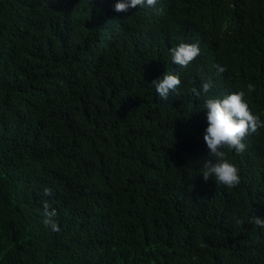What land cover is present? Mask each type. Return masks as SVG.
Returning <instances> with one entry per match:
<instances>
[{
	"label": "trees",
	"instance_id": "16d2710c",
	"mask_svg": "<svg viewBox=\"0 0 264 264\" xmlns=\"http://www.w3.org/2000/svg\"><path fill=\"white\" fill-rule=\"evenodd\" d=\"M114 2L0 0V264H264V127L222 149L238 185L199 168L206 95L245 89L264 120V0Z\"/></svg>",
	"mask_w": 264,
	"mask_h": 264
},
{
	"label": "clouds",
	"instance_id": "9594fccd",
	"mask_svg": "<svg viewBox=\"0 0 264 264\" xmlns=\"http://www.w3.org/2000/svg\"><path fill=\"white\" fill-rule=\"evenodd\" d=\"M156 0H115L112 4L113 11H127L129 8L139 6L150 8ZM170 60L181 68L188 66L199 54L200 49L196 43L180 42L169 50ZM222 70V69H221ZM181 83L178 73L164 72L161 77L153 79L150 84L155 89V94L160 99H167L170 91H175ZM210 81L202 83L200 92L193 89L197 96L200 93H208ZM248 92L253 90L251 83L246 85ZM245 89H236L224 94L213 96L206 95L201 109L205 110L206 126L203 129V140L209 150V155L215 162L205 160L199 167L204 180L211 178L215 185H223L231 188L240 183L239 170L236 164L228 158L222 149L227 146L236 154L245 150L246 145L242 142L246 134L254 133L258 128L264 127V120L254 113L245 99ZM47 191V190H46ZM44 223L51 231H59L57 222L53 219L55 210L49 211L45 206ZM250 221L264 229V218L250 216ZM239 222V221H237Z\"/></svg>",
	"mask_w": 264,
	"mask_h": 264
}]
</instances>
